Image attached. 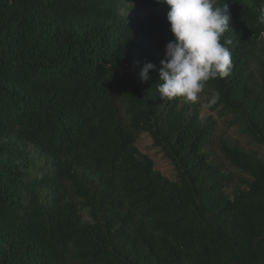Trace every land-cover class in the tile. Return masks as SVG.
Wrapping results in <instances>:
<instances>
[{
  "label": "trees",
  "instance_id": "obj_1",
  "mask_svg": "<svg viewBox=\"0 0 264 264\" xmlns=\"http://www.w3.org/2000/svg\"><path fill=\"white\" fill-rule=\"evenodd\" d=\"M227 3L232 67L207 82L210 111L264 145V0ZM132 4L150 11L121 13ZM165 5L0 0V264H264V156L222 142L235 182L217 121L160 98Z\"/></svg>",
  "mask_w": 264,
  "mask_h": 264
},
{
  "label": "clouds",
  "instance_id": "obj_2",
  "mask_svg": "<svg viewBox=\"0 0 264 264\" xmlns=\"http://www.w3.org/2000/svg\"><path fill=\"white\" fill-rule=\"evenodd\" d=\"M169 7L167 20L173 39L165 47L160 61L159 80L156 85L160 98L171 101L182 98L186 103H196L209 80L225 78L232 67L231 52L222 37L229 29L230 12L227 0H158ZM259 23H264V6ZM146 62L141 71L143 81L151 79L150 70L156 69ZM219 100L213 91L205 107Z\"/></svg>",
  "mask_w": 264,
  "mask_h": 264
},
{
  "label": "rangeland",
  "instance_id": "obj_3",
  "mask_svg": "<svg viewBox=\"0 0 264 264\" xmlns=\"http://www.w3.org/2000/svg\"><path fill=\"white\" fill-rule=\"evenodd\" d=\"M129 8H120L122 14L128 17L139 16L141 18L145 17L150 10L138 8L137 5H128ZM168 5L162 6L159 9H168ZM210 97V92L204 90L200 94V99L195 103L199 104L201 108V115L204 122H207V117L212 116L214 120L217 121V130L215 134V149L214 152L217 156L221 157L225 163V167L234 175L235 182L242 176L240 171L232 168L228 161L221 155V144L226 141L227 143H238L241 147L246 150L255 151L261 156H264V145L256 143L252 137L243 133L242 128L239 124H234L235 120L233 118L224 117L221 118L218 113L210 111V107H205L207 100ZM190 104L186 103L183 99L181 105ZM137 147L141 152L147 154L155 163V168L159 170L164 176L176 180L177 172L174 164L164 155V152L155 146L153 138L149 133H141L136 142Z\"/></svg>",
  "mask_w": 264,
  "mask_h": 264
}]
</instances>
